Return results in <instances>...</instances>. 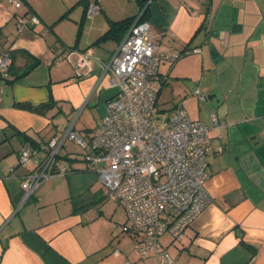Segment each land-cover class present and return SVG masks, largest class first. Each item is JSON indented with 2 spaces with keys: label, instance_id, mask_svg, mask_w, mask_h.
Wrapping results in <instances>:
<instances>
[{
  "label": "crops",
  "instance_id": "crops-1",
  "mask_svg": "<svg viewBox=\"0 0 264 264\" xmlns=\"http://www.w3.org/2000/svg\"><path fill=\"white\" fill-rule=\"evenodd\" d=\"M96 2L99 10L87 15V0H21L19 7L0 0V52L23 51L14 57L19 68L27 54L39 60L22 77H0V264H157L133 253L132 235L122 228L116 235L125 211L103 195L89 165L63 164L64 173L27 198L21 186L31 166L18 163L24 144L18 131L38 142H29L33 147L60 140L59 123L82 107L94 111V128L118 93L105 65L125 34L97 39L139 6ZM31 16L38 22L21 24ZM144 21L158 53H179L158 64L156 105L177 82L190 94L206 92V111L199 118L187 112L191 119L210 124L215 113L221 123L209 130L211 202L181 240L164 234L160 242L178 264H264V0H150ZM184 98L177 105L187 110ZM50 99L52 108L40 111L16 106Z\"/></svg>",
  "mask_w": 264,
  "mask_h": 264
},
{
  "label": "built area",
  "instance_id": "built-area-1",
  "mask_svg": "<svg viewBox=\"0 0 264 264\" xmlns=\"http://www.w3.org/2000/svg\"><path fill=\"white\" fill-rule=\"evenodd\" d=\"M15 7L21 0H9ZM87 15L99 10L96 0H87ZM141 13L125 33L118 49L105 65L109 83L118 93L106 104V113L86 139L68 127L62 139L52 138L33 147L25 142L18 163L32 165L21 179L27 198L40 184L57 173H64L57 155L67 137L85 149V160L96 172L103 195L125 211L122 231L133 236V253L153 256L157 264H178L162 246L160 237L169 234L181 240L185 230L211 202L206 181L209 177V130L220 126L213 113L211 123L193 120L180 105L167 115L156 107L160 86L157 67L161 60L173 61L179 53H158L156 37ZM36 16L21 24L36 23ZM87 59L88 54L84 55ZM10 57L0 52V77L8 74ZM195 94L205 99L198 89ZM44 150L40 156L39 151Z\"/></svg>",
  "mask_w": 264,
  "mask_h": 264
},
{
  "label": "rangeland",
  "instance_id": "rangeland-1",
  "mask_svg": "<svg viewBox=\"0 0 264 264\" xmlns=\"http://www.w3.org/2000/svg\"><path fill=\"white\" fill-rule=\"evenodd\" d=\"M193 71L195 72L196 75H203L201 68H196ZM174 81H176V80H174ZM183 81L188 83V81H190V80L188 79V80H183ZM174 84H175V88H177V89L176 90L174 89V91H172V94L168 90L164 89L162 94H161L159 101H157V109L159 110V113L162 115L169 114L171 109L174 108L177 104H179L178 102L181 99V97H183V98L185 97L183 99L184 100L183 105L187 109L186 111L190 114L191 117L199 118V116L202 115L201 113L204 114V112L207 109V106L205 105V99L200 100L197 95L190 94L191 89H189V88L184 89V90L179 89V85L177 84V82H174ZM204 93H206V92L202 91V94H204ZM204 95H206V94H204ZM205 114H206V116H208L209 112L205 113ZM61 117L62 116H60V115L55 116V118H57L58 120L61 119ZM95 117H96V115H95L94 111H92L89 107L88 108L82 107L78 110H75V112H73L71 115H69L68 118L67 117L63 118V121L59 123V127L65 128L63 130V135H64V133L67 131L68 127L73 123L74 124L73 130L75 132H77L79 135H81L87 139L88 134H87L85 129L86 128H93ZM85 153H86L85 149L80 147V145L75 140L68 138L64 141L63 147H61V149L59 150V156L60 157H58V159H59L61 165L68 164L69 162H71V163L76 162V164L79 166L90 165V163L87 160H85ZM39 154L41 156H43L44 150H40ZM20 165H22V164H20ZM30 166L32 167L31 164H30ZM111 203H114L116 205V202L112 201ZM117 208L120 211H123L122 210L123 208L118 204H117ZM120 229H121V225H119L118 228L116 229V235L117 234L119 235L121 233ZM114 232H115V229H114Z\"/></svg>",
  "mask_w": 264,
  "mask_h": 264
},
{
  "label": "trees",
  "instance_id": "trees-1",
  "mask_svg": "<svg viewBox=\"0 0 264 264\" xmlns=\"http://www.w3.org/2000/svg\"><path fill=\"white\" fill-rule=\"evenodd\" d=\"M138 6H139V13H141L139 20H144L147 16V11H148V2L149 0H136ZM138 13V14H139ZM134 16H130L118 21H113L110 24V27L108 28L107 31H105L98 39L97 41L106 39L109 36H113L114 38L116 37H122L125 32L129 29V27L131 26V24L133 23V21L136 19L137 15ZM5 52L9 55L10 57V66H9V70H8V74H10L12 76L11 80L17 79L19 77L24 76L25 74H27L31 69H33L38 63L39 60L36 57L30 56V55H26L25 56V64L22 65V67H18L16 64H14V57L23 51L20 50H5ZM25 54V53H24ZM16 106L20 107V108H24V109H28L31 111H40L42 109H48V108H52V100L50 99L48 102L46 103H42L39 105H33L30 103H16ZM177 106V105H176ZM157 107V105H156ZM173 109V108H172ZM171 109V110H172ZM93 130V129H92ZM18 133L20 135L23 136L24 139V143L25 142H30L31 144H33L34 146L36 144H38L37 141L33 140L31 137H29L25 132L23 131H18ZM92 132H87L88 134V138L91 136ZM87 138V139H88ZM59 156V152L58 155Z\"/></svg>",
  "mask_w": 264,
  "mask_h": 264
},
{
  "label": "water",
  "instance_id": "water-1",
  "mask_svg": "<svg viewBox=\"0 0 264 264\" xmlns=\"http://www.w3.org/2000/svg\"><path fill=\"white\" fill-rule=\"evenodd\" d=\"M149 1H150V0H149ZM148 3H149V2H148ZM148 3H147V4H148Z\"/></svg>",
  "mask_w": 264,
  "mask_h": 264
}]
</instances>
